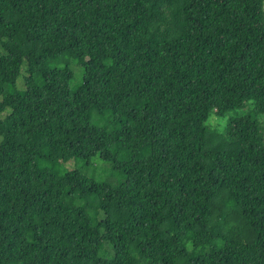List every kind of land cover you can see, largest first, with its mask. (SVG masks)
I'll return each instance as SVG.
<instances>
[{
  "label": "trees",
  "instance_id": "trees-1",
  "mask_svg": "<svg viewBox=\"0 0 264 264\" xmlns=\"http://www.w3.org/2000/svg\"><path fill=\"white\" fill-rule=\"evenodd\" d=\"M261 115L264 0H0V264H264Z\"/></svg>",
  "mask_w": 264,
  "mask_h": 264
},
{
  "label": "rangeland",
  "instance_id": "rangeland-1",
  "mask_svg": "<svg viewBox=\"0 0 264 264\" xmlns=\"http://www.w3.org/2000/svg\"><path fill=\"white\" fill-rule=\"evenodd\" d=\"M71 62L73 69L77 73L76 76L77 80L74 81L71 85V88L73 89L78 85L79 81L82 79L83 76L82 73L81 76L78 74L80 73V69L82 70V72L83 69L79 61L72 60ZM242 115H246V111H234L228 114L224 118L218 117L213 113L209 118L208 124L210 127L218 131H222L228 125V123H230L232 117L242 116ZM1 117L2 116H0V118ZM260 118H261V123L264 127V115H261ZM113 167H114L113 162H106L103 161L100 157H95L90 161H85L81 159L71 160L68 163L60 164L59 170L62 173L78 170L91 179H94L98 182H107L110 183L113 187H117L124 182V177L122 174H120L119 171H114Z\"/></svg>",
  "mask_w": 264,
  "mask_h": 264
}]
</instances>
